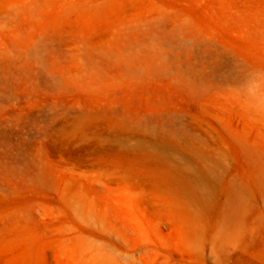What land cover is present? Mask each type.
<instances>
[{
    "label": "rangeland",
    "instance_id": "rangeland-1",
    "mask_svg": "<svg viewBox=\"0 0 264 264\" xmlns=\"http://www.w3.org/2000/svg\"><path fill=\"white\" fill-rule=\"evenodd\" d=\"M115 137L216 166L213 210ZM235 192L217 260L264 264V0H0V264H213Z\"/></svg>",
    "mask_w": 264,
    "mask_h": 264
},
{
    "label": "bare ground",
    "instance_id": "bare-ground-1",
    "mask_svg": "<svg viewBox=\"0 0 264 264\" xmlns=\"http://www.w3.org/2000/svg\"><path fill=\"white\" fill-rule=\"evenodd\" d=\"M114 141L127 150L150 152L157 165L163 168V171L160 169L161 173L164 172L163 176L173 185L180 187L188 206L197 213L209 214L215 203V187L219 181L216 166L184 155L177 148L163 142L150 143L141 139L134 142L123 137H115ZM241 200L242 195L239 192L230 194L220 207L219 221L215 225L214 233L194 243L203 254L211 257L213 264L222 263L218 262L217 256L220 255L218 253L222 250L223 244L227 242L225 240L229 238L227 236L229 230L235 229L239 224L243 210Z\"/></svg>",
    "mask_w": 264,
    "mask_h": 264
}]
</instances>
